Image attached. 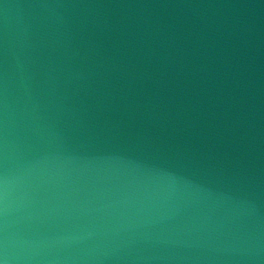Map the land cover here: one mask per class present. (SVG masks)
Here are the masks:
<instances>
[{
    "label": "water",
    "instance_id": "1",
    "mask_svg": "<svg viewBox=\"0 0 264 264\" xmlns=\"http://www.w3.org/2000/svg\"><path fill=\"white\" fill-rule=\"evenodd\" d=\"M0 264H264V0H0Z\"/></svg>",
    "mask_w": 264,
    "mask_h": 264
}]
</instances>
